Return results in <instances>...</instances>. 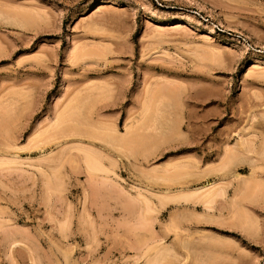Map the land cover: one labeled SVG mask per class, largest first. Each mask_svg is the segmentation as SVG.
Returning a JSON list of instances; mask_svg holds the SVG:
<instances>
[{"label":"rangeland","instance_id":"rangeland-1","mask_svg":"<svg viewBox=\"0 0 264 264\" xmlns=\"http://www.w3.org/2000/svg\"><path fill=\"white\" fill-rule=\"evenodd\" d=\"M154 256L264 264V0H0V264Z\"/></svg>","mask_w":264,"mask_h":264},{"label":"bare ground","instance_id":"bare-ground-1","mask_svg":"<svg viewBox=\"0 0 264 264\" xmlns=\"http://www.w3.org/2000/svg\"><path fill=\"white\" fill-rule=\"evenodd\" d=\"M21 24H22V23H21ZM84 129H85V128H84ZM110 139H111V138H110ZM119 139H120V138H119ZM115 142H116V141H115ZM117 142H118V141H117ZM119 142H120V141H119ZM131 142H132V141H131ZM131 142H130V143H131ZM114 144H115V143H114ZM119 145H120V144H119ZM121 145H122V143H121ZM44 147H45V146H44ZM242 149H243V148H242ZM249 151H251V150H249ZM92 155H93V154H92ZM97 155H98V154H97ZM99 155H100V154H99ZM86 156H88V155H86ZM93 158H94V157H93ZM93 158H92V159L90 158L91 160H89V167L95 171V170L98 169V167H96V165H97L99 162L96 163L98 160H95L96 162L93 161L94 163L91 162V161L93 160ZM85 159H87V158H85ZM87 160H88V159H87ZM85 161H86V160H85ZM90 162H91V163H90ZM86 164H87V162H86ZM90 164L92 165V167L90 166ZM100 165H101V164H100ZM95 167H96V168H95ZM105 171H106V170H105ZM193 196H194V195H193ZM190 197H191V195H190ZM184 198H185V197H184ZM186 198L188 199V198H189V195H188V197L186 196ZM179 199H180V198H179ZM162 252H163V251H162ZM158 253H160V252H158ZM164 253H166L165 250H164ZM161 255H163V254H161ZM164 256H165V254H164ZM153 258L156 259L155 256H154ZM153 258H152V262H153V264H157L159 261H158L157 259H156V261H155V260H153ZM165 259H167V258H165ZM159 260H160V259H159ZM147 261H148V260H147ZM149 261H150V260H149ZM157 261H158V262H157ZM162 261L164 262V259H162ZM162 261L159 262V264L162 263ZM149 264H150V262H149ZM165 264H166V262H165Z\"/></svg>","mask_w":264,"mask_h":264}]
</instances>
